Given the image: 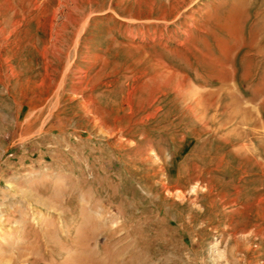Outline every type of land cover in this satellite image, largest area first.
I'll return each mask as SVG.
<instances>
[{
  "label": "rangeland",
  "instance_id": "obj_1",
  "mask_svg": "<svg viewBox=\"0 0 264 264\" xmlns=\"http://www.w3.org/2000/svg\"><path fill=\"white\" fill-rule=\"evenodd\" d=\"M0 264H264V0H0Z\"/></svg>",
  "mask_w": 264,
  "mask_h": 264
}]
</instances>
